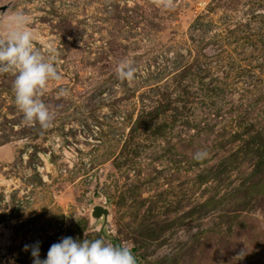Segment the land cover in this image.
I'll return each mask as SVG.
<instances>
[{"label":"rangeland","instance_id":"obj_1","mask_svg":"<svg viewBox=\"0 0 264 264\" xmlns=\"http://www.w3.org/2000/svg\"><path fill=\"white\" fill-rule=\"evenodd\" d=\"M17 14L61 79L42 129L0 74V264L108 243L99 205L138 264H264V0H17L0 33Z\"/></svg>","mask_w":264,"mask_h":264},{"label":"clouds","instance_id":"obj_2","mask_svg":"<svg viewBox=\"0 0 264 264\" xmlns=\"http://www.w3.org/2000/svg\"><path fill=\"white\" fill-rule=\"evenodd\" d=\"M158 7L172 10L175 0H153ZM6 33H0V74L14 75L13 93L18 110L27 126L39 125L42 129L51 126L55 119L52 111L42 100L49 81L60 80L54 61L55 50L48 49V58L33 47V34L26 27L28 21L17 14L9 21ZM135 68L130 61H122L117 67L120 80L134 79ZM61 90V95H64ZM206 150L194 153L193 159H206ZM33 264H137V258L127 246L106 243L103 239L83 241L64 237L51 245L46 259L41 260L38 244L32 246ZM29 248L25 245V249Z\"/></svg>","mask_w":264,"mask_h":264},{"label":"water","instance_id":"obj_3","mask_svg":"<svg viewBox=\"0 0 264 264\" xmlns=\"http://www.w3.org/2000/svg\"><path fill=\"white\" fill-rule=\"evenodd\" d=\"M17 0H11L8 4L0 6V25L2 24L3 17L7 14L9 8ZM111 209L105 206H95L91 211V219L93 220V225L97 228H100V231L103 233L104 237L108 240V243L120 245V243L115 240V238L109 236L107 233L108 230L113 229L111 224Z\"/></svg>","mask_w":264,"mask_h":264},{"label":"bare ground","instance_id":"obj_4","mask_svg":"<svg viewBox=\"0 0 264 264\" xmlns=\"http://www.w3.org/2000/svg\"><path fill=\"white\" fill-rule=\"evenodd\" d=\"M48 166H50V164H48Z\"/></svg>","mask_w":264,"mask_h":264},{"label":"trees","instance_id":"obj_5","mask_svg":"<svg viewBox=\"0 0 264 264\" xmlns=\"http://www.w3.org/2000/svg\"><path fill=\"white\" fill-rule=\"evenodd\" d=\"M137 264H138V261H137Z\"/></svg>","mask_w":264,"mask_h":264}]
</instances>
